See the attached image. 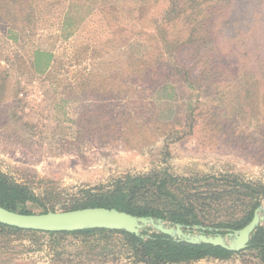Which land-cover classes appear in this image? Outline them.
<instances>
[{
  "label": "rangeland",
  "instance_id": "1",
  "mask_svg": "<svg viewBox=\"0 0 264 264\" xmlns=\"http://www.w3.org/2000/svg\"><path fill=\"white\" fill-rule=\"evenodd\" d=\"M0 173L33 214L167 173L204 181V227L243 219L232 181L264 186V0H0ZM0 264L145 263L119 234L7 230Z\"/></svg>",
  "mask_w": 264,
  "mask_h": 264
},
{
  "label": "trees",
  "instance_id": "2",
  "mask_svg": "<svg viewBox=\"0 0 264 264\" xmlns=\"http://www.w3.org/2000/svg\"><path fill=\"white\" fill-rule=\"evenodd\" d=\"M174 10L175 8H173ZM49 59L48 55L43 52L36 53V63L38 65L49 63ZM200 182L204 181L202 179H179L167 173L155 176L128 177L123 181H119L113 189L101 194H90L86 198L85 203L78 205L74 209L93 207L115 208L135 216H153L182 225L204 226L206 217L199 213H203L204 207L198 209L200 207L196 203L199 201L193 200L198 198L200 194L193 195L194 193H192L194 192L192 190H199L201 186L199 185ZM225 182L227 183V181ZM232 183H234V186L231 188L232 193L240 194L245 192L249 196H252V205L243 219L231 223L214 224L211 227L213 229L224 230L223 233L228 229L239 230L245 227L252 220L255 210L264 204V186L237 182L235 180ZM146 196L163 201L173 207L168 210H160L155 207L140 205L139 200L144 199L142 197ZM28 204L42 206L41 200L27 186L11 181L6 175L0 173V206L12 211H19L23 214H33L28 210ZM7 230L12 232L43 233L26 231L0 224V231ZM92 232L122 235L130 245L134 259L137 262L145 264H182L199 262L204 259L225 261L235 254L246 251L255 252L261 264H264V225L257 229L251 238L248 248L241 252H231L222 247L208 244L195 245L176 242L167 235L158 233L149 234L145 231L142 233L143 237L125 231L107 229L44 234L55 236L88 234ZM209 233H214V231Z\"/></svg>",
  "mask_w": 264,
  "mask_h": 264
},
{
  "label": "water",
  "instance_id": "3",
  "mask_svg": "<svg viewBox=\"0 0 264 264\" xmlns=\"http://www.w3.org/2000/svg\"><path fill=\"white\" fill-rule=\"evenodd\" d=\"M0 224L26 231L43 233L74 232L90 229L125 231L143 237L142 233L164 234L176 242L208 244L231 252L248 248L251 238L264 225V204L258 207L252 220L242 229H213L201 225H182L153 216H135L115 208L93 207L66 212L23 214L0 206ZM214 231V233L209 232Z\"/></svg>",
  "mask_w": 264,
  "mask_h": 264
}]
</instances>
